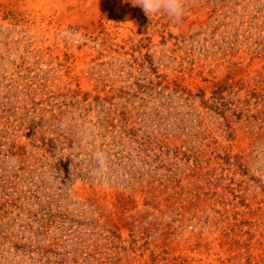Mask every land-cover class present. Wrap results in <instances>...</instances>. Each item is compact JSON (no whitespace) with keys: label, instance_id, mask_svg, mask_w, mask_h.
I'll use <instances>...</instances> for the list:
<instances>
[{"label":"rangeland","instance_id":"374dc122","mask_svg":"<svg viewBox=\"0 0 264 264\" xmlns=\"http://www.w3.org/2000/svg\"><path fill=\"white\" fill-rule=\"evenodd\" d=\"M134 3L0 0V264H264V0Z\"/></svg>","mask_w":264,"mask_h":264},{"label":"clouds","instance_id":"9594fccd","mask_svg":"<svg viewBox=\"0 0 264 264\" xmlns=\"http://www.w3.org/2000/svg\"><path fill=\"white\" fill-rule=\"evenodd\" d=\"M134 5H138L147 16L164 13L173 22H178L185 12L183 0H136ZM95 157L102 168L105 155L96 153Z\"/></svg>","mask_w":264,"mask_h":264}]
</instances>
